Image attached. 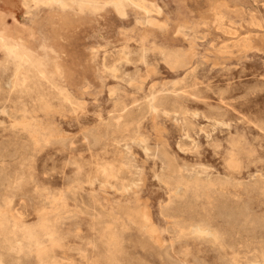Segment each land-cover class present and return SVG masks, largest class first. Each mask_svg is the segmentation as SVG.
Returning a JSON list of instances; mask_svg holds the SVG:
<instances>
[{
  "label": "rangeland",
  "instance_id": "1",
  "mask_svg": "<svg viewBox=\"0 0 264 264\" xmlns=\"http://www.w3.org/2000/svg\"><path fill=\"white\" fill-rule=\"evenodd\" d=\"M0 264H264V0H0Z\"/></svg>",
  "mask_w": 264,
  "mask_h": 264
},
{
  "label": "bare ground",
  "instance_id": "2",
  "mask_svg": "<svg viewBox=\"0 0 264 264\" xmlns=\"http://www.w3.org/2000/svg\"><path fill=\"white\" fill-rule=\"evenodd\" d=\"M35 1V0H34ZM41 2V1H40ZM83 5V4H82ZM14 24V23H13ZM8 49V48H7ZM180 63V62H179ZM145 148V147H144ZM146 220H147V222L148 223H150V219L148 218V217H146ZM152 226V225H151ZM47 238H49V237H47ZM53 238V237H52ZM16 246V245H15Z\"/></svg>",
  "mask_w": 264,
  "mask_h": 264
}]
</instances>
